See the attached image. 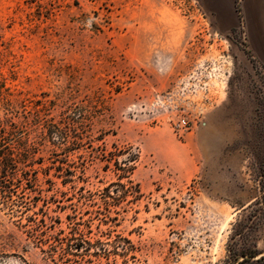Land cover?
Wrapping results in <instances>:
<instances>
[{
  "label": "rangeland",
  "instance_id": "obj_1",
  "mask_svg": "<svg viewBox=\"0 0 264 264\" xmlns=\"http://www.w3.org/2000/svg\"><path fill=\"white\" fill-rule=\"evenodd\" d=\"M247 47L195 0H0V115L28 153L0 264H227L234 235L264 254V62ZM201 64L210 101L178 103V134L155 100Z\"/></svg>",
  "mask_w": 264,
  "mask_h": 264
},
{
  "label": "trees",
  "instance_id": "obj_2",
  "mask_svg": "<svg viewBox=\"0 0 264 264\" xmlns=\"http://www.w3.org/2000/svg\"><path fill=\"white\" fill-rule=\"evenodd\" d=\"M3 108L6 114L13 113L9 104L4 103ZM18 133L17 126L11 122L10 118L7 116L1 117L0 115V204L6 207L11 202L12 187L17 180L16 175H18L17 168L20 164L24 165L28 155L26 150L25 152H19L20 148L23 149V144L21 143L20 135L19 137L17 136ZM135 160L136 156L125 158V166L122 171H132L131 164ZM27 185L28 182L25 183L23 188H26ZM235 236L227 244V264H264V254L257 250L256 243L242 242L240 239L234 240ZM63 251L67 255H73V253L83 254L87 250L82 244L66 242L63 246Z\"/></svg>",
  "mask_w": 264,
  "mask_h": 264
},
{
  "label": "crops",
  "instance_id": "obj_3",
  "mask_svg": "<svg viewBox=\"0 0 264 264\" xmlns=\"http://www.w3.org/2000/svg\"><path fill=\"white\" fill-rule=\"evenodd\" d=\"M221 34L241 31L248 49L264 62V0H195Z\"/></svg>",
  "mask_w": 264,
  "mask_h": 264
},
{
  "label": "built area",
  "instance_id": "obj_4",
  "mask_svg": "<svg viewBox=\"0 0 264 264\" xmlns=\"http://www.w3.org/2000/svg\"><path fill=\"white\" fill-rule=\"evenodd\" d=\"M213 76L214 74L210 73L208 67H204L203 64H201L190 73L179 78L165 95L159 96V98L155 100L156 104H160L168 108L171 112H175L171 116L172 129L174 132L182 134L189 128V121L183 115L185 111L178 103H193L191 98L195 96H199L202 103L210 101L208 94L210 91V79L213 78Z\"/></svg>",
  "mask_w": 264,
  "mask_h": 264
}]
</instances>
